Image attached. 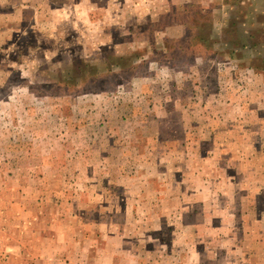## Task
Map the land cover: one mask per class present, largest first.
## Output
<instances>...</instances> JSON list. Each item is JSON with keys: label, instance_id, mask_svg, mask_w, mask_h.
Returning <instances> with one entry per match:
<instances>
[{"label": "rangeland", "instance_id": "rangeland-1", "mask_svg": "<svg viewBox=\"0 0 264 264\" xmlns=\"http://www.w3.org/2000/svg\"><path fill=\"white\" fill-rule=\"evenodd\" d=\"M45 5L0 44V264H264V0Z\"/></svg>", "mask_w": 264, "mask_h": 264}, {"label": "crops", "instance_id": "crops-1", "mask_svg": "<svg viewBox=\"0 0 264 264\" xmlns=\"http://www.w3.org/2000/svg\"><path fill=\"white\" fill-rule=\"evenodd\" d=\"M0 6L5 8L4 10H0V44L5 42V39L10 40V38H13V35L17 32L21 33L23 29L33 28L37 33H40L43 38L44 34L51 35L55 30L52 24L50 26V23L48 21L46 22L44 19L46 11L45 0H0ZM210 104L216 106L215 102ZM218 104L224 106L225 102L223 103V101L219 100ZM208 107H210V105H208ZM225 120L224 117H221L220 123L223 124ZM206 123H211L213 127L210 130L200 129L197 140L214 141L219 139L222 141H230L231 139H235L233 133L238 130V128L236 129L232 124H229L228 128H221L218 132V119L214 121L213 118L210 119L207 115L203 117V124ZM210 131H212V133H210ZM207 132L209 133L206 137L202 135ZM218 133L220 136H218ZM227 147L229 149H227ZM230 151V144L221 143L220 147H217L214 153L220 156V154L223 155L225 152ZM181 220H184L183 214H181Z\"/></svg>", "mask_w": 264, "mask_h": 264}]
</instances>
